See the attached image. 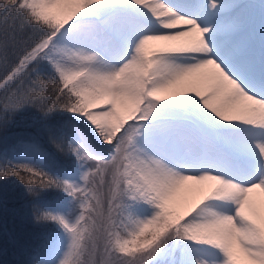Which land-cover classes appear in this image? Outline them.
I'll list each match as a JSON object with an SVG mask.
<instances>
[{"label": "snow or ice", "instance_id": "1", "mask_svg": "<svg viewBox=\"0 0 264 264\" xmlns=\"http://www.w3.org/2000/svg\"><path fill=\"white\" fill-rule=\"evenodd\" d=\"M9 187L16 264H264V0H0Z\"/></svg>", "mask_w": 264, "mask_h": 264}, {"label": "trees", "instance_id": "2", "mask_svg": "<svg viewBox=\"0 0 264 264\" xmlns=\"http://www.w3.org/2000/svg\"><path fill=\"white\" fill-rule=\"evenodd\" d=\"M7 199L9 211L6 214L0 213V225L6 221L8 231L16 233L29 231L28 225L22 221L19 215L14 214L12 211V209L20 207L17 191L9 187L7 189ZM14 251L12 244L0 231V264H16L17 258L14 255Z\"/></svg>", "mask_w": 264, "mask_h": 264}]
</instances>
